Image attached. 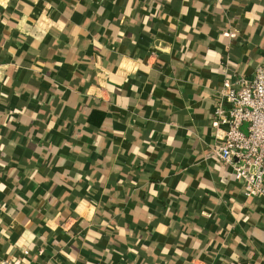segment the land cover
<instances>
[{
    "label": "crops",
    "instance_id": "1",
    "mask_svg": "<svg viewBox=\"0 0 264 264\" xmlns=\"http://www.w3.org/2000/svg\"><path fill=\"white\" fill-rule=\"evenodd\" d=\"M262 64L264 0L0 2V257L264 264L210 156L224 70Z\"/></svg>",
    "mask_w": 264,
    "mask_h": 264
},
{
    "label": "built area",
    "instance_id": "2",
    "mask_svg": "<svg viewBox=\"0 0 264 264\" xmlns=\"http://www.w3.org/2000/svg\"><path fill=\"white\" fill-rule=\"evenodd\" d=\"M213 111L211 157L231 169L247 198L264 199V64L251 76L225 75ZM27 254V252H25ZM0 264H19L0 257Z\"/></svg>",
    "mask_w": 264,
    "mask_h": 264
},
{
    "label": "clouds",
    "instance_id": "3",
    "mask_svg": "<svg viewBox=\"0 0 264 264\" xmlns=\"http://www.w3.org/2000/svg\"><path fill=\"white\" fill-rule=\"evenodd\" d=\"M4 3H6V0H3Z\"/></svg>",
    "mask_w": 264,
    "mask_h": 264
},
{
    "label": "snow or ice",
    "instance_id": "4",
    "mask_svg": "<svg viewBox=\"0 0 264 264\" xmlns=\"http://www.w3.org/2000/svg\"><path fill=\"white\" fill-rule=\"evenodd\" d=\"M0 2H3V0H0Z\"/></svg>",
    "mask_w": 264,
    "mask_h": 264
}]
</instances>
